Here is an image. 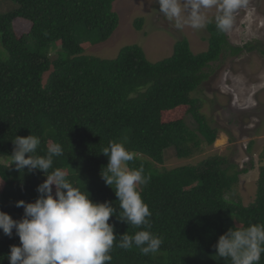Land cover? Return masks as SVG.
Instances as JSON below:
<instances>
[{
	"label": "trees",
	"instance_id": "trees-1",
	"mask_svg": "<svg viewBox=\"0 0 264 264\" xmlns=\"http://www.w3.org/2000/svg\"><path fill=\"white\" fill-rule=\"evenodd\" d=\"M12 1L17 6L0 12V210L21 219L24 209L16 202L39 196L37 187L46 179L41 171L23 172L2 162H10L16 135L32 133L41 139L38 154L49 143L62 144L64 155L53 167L64 169L94 201L113 203L116 215L109 223L117 235L134 234L141 229L119 220L118 198L101 176L108 164L101 151L111 141L122 142L135 157L129 167H143L150 176L140 191L152 212L150 230L163 242L150 255L114 247L110 264H230L215 254L214 245L229 228L264 222V149L256 199L245 205L236 193L240 176L250 168H240L231 156L205 152L218 130L211 128L201 111L205 102L195 94L215 62L243 48L231 45L211 20L201 53L192 51L185 35L169 57L155 62L140 44L104 58L87 50L119 28L118 0ZM147 18L137 16L134 29L144 30ZM17 21L25 24V33H17ZM244 48L264 53L252 43ZM188 109L195 128L184 120ZM255 149L251 141L246 151ZM171 152L184 163L167 165ZM19 243L15 229L11 237L0 230V264H10V247Z\"/></svg>",
	"mask_w": 264,
	"mask_h": 264
},
{
	"label": "clouds",
	"instance_id": "clouds-1",
	"mask_svg": "<svg viewBox=\"0 0 264 264\" xmlns=\"http://www.w3.org/2000/svg\"><path fill=\"white\" fill-rule=\"evenodd\" d=\"M154 2L159 6V12L181 31L185 27L204 29L210 22L206 10L216 8L214 20L217 30L221 33H228L233 28L235 14L248 5V0ZM201 86L198 92L202 89ZM187 116L195 120L189 109L184 117L186 122ZM213 116L218 124H223L218 119V113ZM208 119L211 128L218 130L209 117ZM195 123L191 122L194 127ZM13 144L14 149L7 168L14 165L17 170L23 172L25 169L28 172L39 170L46 179L38 185L39 196L34 202H26L23 199L16 202L17 207L24 209L21 219H14L9 213L0 210V230L11 237L15 229V234L20 240L19 244L10 247L7 254L10 264H110L114 247L123 250L135 247L143 255L159 252L163 241L150 230L152 212L140 191V186L146 185L150 176L144 175L143 167H129V162L135 157L124 143L111 141L101 151L108 157V164L102 169L101 176L105 183L114 189L118 198L121 209L117 215L119 220L141 229L132 235L127 232L117 235L114 224L109 223L110 217L116 215L111 201H94L88 191L74 186L64 169L53 167L54 159L64 155L62 144L49 143L46 151L38 154L41 139L32 133L28 136L16 135ZM246 149L247 146L244 151L240 148L239 153L243 151V157L252 158L253 165L250 162L249 167L252 169L255 166L256 149L252 153ZM235 161L240 165V162ZM214 247L215 254L225 261H230V264H260L264 255V222L251 223L248 226L238 224L229 228L219 236Z\"/></svg>",
	"mask_w": 264,
	"mask_h": 264
},
{
	"label": "rangeland",
	"instance_id": "rangeland-1",
	"mask_svg": "<svg viewBox=\"0 0 264 264\" xmlns=\"http://www.w3.org/2000/svg\"><path fill=\"white\" fill-rule=\"evenodd\" d=\"M17 6L12 0H0V12H8ZM154 0H118L115 9L120 15V26L113 36L102 43L90 47L87 52L104 58H114L123 46L140 44L148 52L151 61L169 57L173 45L185 35L191 43L192 51L197 54L207 47L206 28L202 30L185 27L177 30L173 22L168 21L162 13H156ZM156 11V12H155ZM159 11V10H158ZM217 9L206 10L209 21H215ZM140 15H147L148 22L144 30L136 31L133 27L134 19ZM18 34L25 33L27 27L17 21ZM231 45L242 47L238 55L226 53L223 61L215 62L208 70L211 72L209 80L205 81L199 92L195 94L204 102L202 111L208 112L211 123L218 127V138L214 145L205 147L206 153L228 156L240 162V168H249L251 157H242L240 148L245 150L248 142L256 141L255 166L249 173L240 176L236 196L245 205L254 202L257 194V181L261 163L259 154L264 149V53L254 49L244 48L247 44L257 45L264 50V0H248L246 8L235 14L233 28L226 33ZM165 55V56H164ZM222 110L230 111L237 116L232 122V116L223 118ZM233 110L234 111L233 113ZM221 114L223 124L215 121L214 114ZM233 113V114H232ZM187 118L191 128L194 119ZM228 121V122H226ZM167 165L174 166L184 163L174 158L171 152L166 155ZM3 163H9L5 158ZM0 180V188L2 187Z\"/></svg>",
	"mask_w": 264,
	"mask_h": 264
},
{
	"label": "flooded vegetation",
	"instance_id": "flooded-vegetation-1",
	"mask_svg": "<svg viewBox=\"0 0 264 264\" xmlns=\"http://www.w3.org/2000/svg\"><path fill=\"white\" fill-rule=\"evenodd\" d=\"M234 111H236V110H233V113H234ZM222 114H223V118H228L229 116H232V122L233 123H235L236 122V119H238L237 116H235V113H234V115H231V112L230 111H224V110H222ZM219 117L221 118V114L218 113V119L221 120ZM226 122H228V121H226Z\"/></svg>",
	"mask_w": 264,
	"mask_h": 264
},
{
	"label": "water",
	"instance_id": "water-1",
	"mask_svg": "<svg viewBox=\"0 0 264 264\" xmlns=\"http://www.w3.org/2000/svg\"><path fill=\"white\" fill-rule=\"evenodd\" d=\"M241 155H242V157L245 155L243 151H241Z\"/></svg>",
	"mask_w": 264,
	"mask_h": 264
}]
</instances>
